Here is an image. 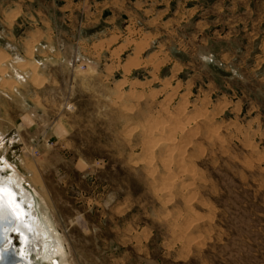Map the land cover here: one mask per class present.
<instances>
[{
  "label": "rangeland",
  "instance_id": "obj_1",
  "mask_svg": "<svg viewBox=\"0 0 264 264\" xmlns=\"http://www.w3.org/2000/svg\"><path fill=\"white\" fill-rule=\"evenodd\" d=\"M263 4L0 0L1 172L58 243L36 263L264 264Z\"/></svg>",
  "mask_w": 264,
  "mask_h": 264
},
{
  "label": "bare ground",
  "instance_id": "obj_2",
  "mask_svg": "<svg viewBox=\"0 0 264 264\" xmlns=\"http://www.w3.org/2000/svg\"><path fill=\"white\" fill-rule=\"evenodd\" d=\"M154 121L155 120H153V122ZM146 133L149 134L148 131ZM153 149L154 146L149 152H152ZM2 167L3 165H0V204L3 205V207H0V230L6 231L11 224V227H13V230L16 232V237L19 236L20 241L15 242L17 246V250H14L17 255L13 254L15 256L12 255L11 246L8 245L9 240H7V238L5 239V244L1 245L0 243V264H38L36 263L38 258H45V256L54 255L56 253L58 243L53 240L51 241L50 236H47L44 228L45 226H43L41 218L36 210L31 191L22 184V180L14 171L2 173ZM53 263H56V259L53 260L52 264Z\"/></svg>",
  "mask_w": 264,
  "mask_h": 264
},
{
  "label": "water",
  "instance_id": "obj_3",
  "mask_svg": "<svg viewBox=\"0 0 264 264\" xmlns=\"http://www.w3.org/2000/svg\"><path fill=\"white\" fill-rule=\"evenodd\" d=\"M12 225L10 224V227L8 229H6V231H1L0 230V243L5 244V239L7 238V240H9V246H11V251H12V255L15 254L14 250H17V246L15 245L17 241L19 240V236L16 237V232L15 230H13V227H11ZM3 242V243H2ZM1 248V247H0ZM17 255V254H15ZM13 255V256H15Z\"/></svg>",
  "mask_w": 264,
  "mask_h": 264
},
{
  "label": "crops",
  "instance_id": "obj_4",
  "mask_svg": "<svg viewBox=\"0 0 264 264\" xmlns=\"http://www.w3.org/2000/svg\"><path fill=\"white\" fill-rule=\"evenodd\" d=\"M261 8L264 10V4H263V6H261ZM11 11H13V10H11ZM255 12L256 13H258V10H255ZM263 21H261L260 22V25H261V28L262 29H264V24L262 23ZM261 37H264V34H261ZM261 37H260V42H261ZM257 42V41H256ZM258 48H256V50L254 51V55L258 52V50H257ZM260 57H261V53H257L256 54V58L258 59H260ZM252 59H253V57H252Z\"/></svg>",
  "mask_w": 264,
  "mask_h": 264
},
{
  "label": "snow or ice",
  "instance_id": "obj_5",
  "mask_svg": "<svg viewBox=\"0 0 264 264\" xmlns=\"http://www.w3.org/2000/svg\"><path fill=\"white\" fill-rule=\"evenodd\" d=\"M0 207H3V205H2V204H0Z\"/></svg>",
  "mask_w": 264,
  "mask_h": 264
}]
</instances>
